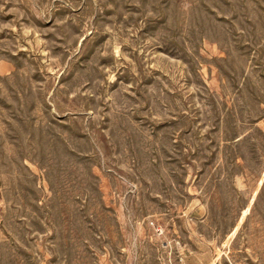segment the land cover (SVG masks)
<instances>
[{
  "label": "rangeland",
  "instance_id": "1",
  "mask_svg": "<svg viewBox=\"0 0 264 264\" xmlns=\"http://www.w3.org/2000/svg\"><path fill=\"white\" fill-rule=\"evenodd\" d=\"M0 264H264V0H0Z\"/></svg>",
  "mask_w": 264,
  "mask_h": 264
}]
</instances>
